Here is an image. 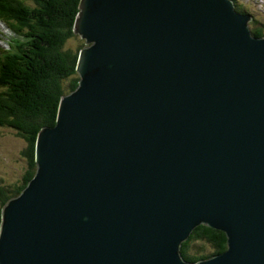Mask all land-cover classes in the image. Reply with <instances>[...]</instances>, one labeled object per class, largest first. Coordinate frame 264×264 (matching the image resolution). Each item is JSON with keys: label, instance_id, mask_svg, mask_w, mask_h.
Instances as JSON below:
<instances>
[{"label": "water", "instance_id": "1", "mask_svg": "<svg viewBox=\"0 0 264 264\" xmlns=\"http://www.w3.org/2000/svg\"><path fill=\"white\" fill-rule=\"evenodd\" d=\"M232 0H80L77 88L0 215V264H264V36ZM226 250L195 263L198 226Z\"/></svg>", "mask_w": 264, "mask_h": 264}, {"label": "trees", "instance_id": "2", "mask_svg": "<svg viewBox=\"0 0 264 264\" xmlns=\"http://www.w3.org/2000/svg\"><path fill=\"white\" fill-rule=\"evenodd\" d=\"M232 1L236 12L247 13ZM79 3L80 0H0V22L14 36L4 53L0 49V129L13 131L25 142L21 181L8 188L0 186V215L6 202L19 195L34 177L39 131L56 124L61 97L78 86L76 63L86 46L74 32ZM249 25L253 37L264 36V24L259 20L253 19ZM70 41H76L71 49L67 47ZM12 47L13 51L8 50ZM192 243L204 248L198 246L191 252ZM225 250V235L202 225L180 247L183 259L192 263Z\"/></svg>", "mask_w": 264, "mask_h": 264}, {"label": "rangeland", "instance_id": "3", "mask_svg": "<svg viewBox=\"0 0 264 264\" xmlns=\"http://www.w3.org/2000/svg\"><path fill=\"white\" fill-rule=\"evenodd\" d=\"M239 6H242L246 11L253 15V19L259 20L264 24V0H234ZM12 30L5 23L0 22V49L2 53L8 47V43L14 38ZM76 41L67 43L68 48L75 46ZM11 46H14L11 44ZM14 47L8 49L11 50ZM13 51V50H11ZM25 148V142L19 138L13 131L6 128L0 129V186L8 188L21 181V176L25 169V161L21 155ZM204 248L201 244L192 243L190 251H195L197 247ZM195 250H194V249ZM209 254V250H203Z\"/></svg>", "mask_w": 264, "mask_h": 264}, {"label": "bare ground", "instance_id": "4", "mask_svg": "<svg viewBox=\"0 0 264 264\" xmlns=\"http://www.w3.org/2000/svg\"><path fill=\"white\" fill-rule=\"evenodd\" d=\"M252 21V20H251ZM251 21L249 22V24L251 23ZM248 24V26H249V29H250V25ZM251 31V30H250Z\"/></svg>", "mask_w": 264, "mask_h": 264}, {"label": "flooded vegetation", "instance_id": "5", "mask_svg": "<svg viewBox=\"0 0 264 264\" xmlns=\"http://www.w3.org/2000/svg\"><path fill=\"white\" fill-rule=\"evenodd\" d=\"M212 256H214V255H212ZM212 256H211V257H212ZM209 258H210V257H209Z\"/></svg>", "mask_w": 264, "mask_h": 264}]
</instances>
